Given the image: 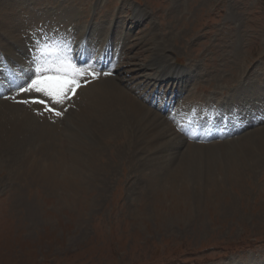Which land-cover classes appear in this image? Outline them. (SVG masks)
I'll return each mask as SVG.
<instances>
[{
	"label": "rangeland",
	"instance_id": "374dc122",
	"mask_svg": "<svg viewBox=\"0 0 264 264\" xmlns=\"http://www.w3.org/2000/svg\"><path fill=\"white\" fill-rule=\"evenodd\" d=\"M71 8L77 22L68 16ZM64 28L82 32L88 66L112 73L87 88L112 81L147 111L149 125L142 131L116 107L122 121L113 135L108 98L85 89L59 118L31 103L37 93L0 99V264H264L263 0H0V59L4 54L14 68L0 64L6 83L0 93L35 76L34 58L54 62L69 53L64 44L53 45L54 38L73 45L75 38L61 37ZM153 60L188 74V95L202 106L191 110L198 114L191 125L202 136L178 126L183 111L162 113L143 99L150 82L162 83L167 95L176 91L166 82L174 77L160 82ZM45 101L57 110L64 105ZM221 109L229 124L222 133L208 121ZM34 117L52 118L61 138L57 152L45 150ZM191 148L200 149L204 176H181L154 190L152 182L178 169ZM53 155L63 171L57 181L41 180L37 165L46 163L47 170ZM83 158L90 182L79 168L87 164Z\"/></svg>",
	"mask_w": 264,
	"mask_h": 264
},
{
	"label": "bare ground",
	"instance_id": "6f19581e",
	"mask_svg": "<svg viewBox=\"0 0 264 264\" xmlns=\"http://www.w3.org/2000/svg\"><path fill=\"white\" fill-rule=\"evenodd\" d=\"M72 9L73 8H71L70 9V13L68 14V16H70L71 18V20H74V21H78V18H77V12H76V10H73L72 11ZM61 11V10H60ZM58 13V12H57ZM77 18V19H76ZM63 21H65L66 19H62ZM40 21V20H39ZM46 21V20H45ZM76 21V22H77ZM41 22V21H40ZM39 22V23H40ZM38 23V22H37ZM21 24V23H20ZM64 24H66V26H67V28L68 29H70L71 30V22H69V23H67V22H64ZM57 25V24H56ZM55 26V25H54ZM58 26V25H57ZM34 27V26H33ZM53 27V26H52ZM64 27H65V25H64ZM61 29H63V23H62V21L60 20V24H59V26L57 27V29L55 30V32H56V34L61 30ZM68 29H65L64 28V30L60 33V35H61V37H63V36H66L67 35V37H70L71 39L72 38H75L76 37V33H75V30L73 29L72 30V32L70 31H68ZM53 31V30H52ZM10 32V31H9ZM72 35H74L73 37H72ZM83 35V34H82ZM59 39V38H58ZM66 39V38H65ZM63 41V40H62ZM71 41V40H70ZM122 44H124L125 45V43H123L122 42ZM68 45L71 47L72 46V43H68ZM40 46V45H39ZM55 46V45H54ZM126 46V45H125ZM29 47V46H28ZM129 47V46H128ZM63 49V48H62ZM65 49V48H64ZM78 49V51L80 50V47L79 48H77ZM31 50L33 51H36V49H34L33 48V45H32V47H31ZM31 50H30V52H31ZM3 54V53H2ZM66 55V54H65ZM64 55V56H65ZM3 56L5 57V55L3 54ZM2 56V57H3ZM17 58H16V61H20V59L18 58V56H16ZM5 60H6V57H5ZM152 61V60H151ZM155 61L153 60V63H154ZM156 63V65L157 66H161V67H157V66H153V67H155V69H156V71H159L160 73H162V75H160L159 76V80H160V82H163L164 83V81H166V80H168L169 78H171V76L172 77H174L176 80L175 81H173V80H168V81H166V82H168V84H170V81H172L173 82V85H175L176 87H177V93L178 94H182L184 91H185V98H184V100L183 101H181L178 105H177V107H176V109L178 108V111H183V112H186V109H185V107H186V104L188 103V102H190V101H193V102H195L194 101V99H192V97H190L189 95H188V92H189V90H188V88L186 87L187 86V82H188V79H189V76H188V74H186L184 71H182V70H178L177 69V67H175V66H172V65H170L171 66V68H170V66L168 65H165V63L164 64H160V63H157V62H155ZM0 64H2V62H0ZM145 64V63H144ZM151 64V63H150ZM153 65V64H152ZM142 67V64H139V67H137V68H141ZM146 67H149V64L147 65H144L142 68H146ZM157 67V68H156ZM143 70V69H142ZM150 70V69H149ZM151 70H152V68H151ZM166 74V75H165ZM168 74V75H167ZM179 74H182V76H181V78H179L178 77V75ZM152 74H148L147 75V78H148V76H151ZM177 77V78H176ZM120 79V78H119ZM125 79H126V77H125ZM126 80H128V79H126ZM149 80V79H148ZM129 82V81H128ZM127 82V83H128ZM150 82V81H149ZM144 83H146V82H144ZM157 84V83H156ZM155 83H151L150 82V84L148 83V85L146 84V86H144V90H143V93H144V95L142 96L141 94V96L143 97V99L145 100V101H147V102H149L151 105H153L154 107H156L158 110H160V111H162L163 112V110L167 107V105L169 104V103H171V102H173V98L171 99L170 97H164V98H162L160 95H159V93L157 94V98H155V100H152V96H150L151 95V93L153 92H156V89L155 88H153L155 85H156ZM161 84V83H160ZM2 85L3 86H6V83L5 82H1L0 83V86L2 87ZM97 85V86H96ZM99 87V88H98ZM137 88V87H136ZM151 88H153V90L151 91V92H149L150 91V89ZM99 89V90H98ZM1 91H2V89H1ZM141 91V90H140ZM142 92V91H141ZM85 94L86 93H88V95H91L93 98L95 97L96 99H98V100H102V99H104L103 97H106V98H108V100H107V104H109V106H108V108H107V114H109V112L108 111H110V114L109 115H107L106 113H105V115L106 116H108V117H110V118H107V119H111V121H109V122H107V125L109 126V127H111V133L113 134V135H117L118 134V131H120V129H119V125L121 124L120 122L122 121V119H121V121H119L120 120V118L122 117L120 114H121V112L119 113L118 111H117V109H116V107L117 108H123V110H124V112H125V115H126V117L127 118H129L128 120H130V119H132V120H134V122H136V123H138V125H139V127L142 129V131H144L145 129H146V126H148L149 125V118H148V113L146 114V112L145 111H143V110H141L140 109V106H138L137 105V103L135 102V100H133V99H130V97H128L123 91H121V89H119V87L117 86V85H114L113 84V82L112 81H109V80H106V82H105V84L104 83H102V85H98V84H96L95 83V85H91V86H89L87 89H85V92H84ZM137 93H138V91H137ZM99 94V95H98ZM156 95V94H155ZM123 97H126V99H128L127 101H125V98H123ZM91 99V98H90ZM54 102V101H53ZM92 103H94V102H92ZM8 105V104H7ZM17 107V106H16ZM106 107V106H105ZM201 105L198 103V102H195V104H194V107H191V108H187V110L188 111H190V113H191V110H192V112L193 111H195V110H197V109H201ZM25 108V107H24ZM145 108V107H144ZM22 109V108H21ZM27 109V108H26ZM87 109V108H86ZM17 110V109H16ZM95 110V109H94ZM117 112H116V111ZM122 109H120L119 111H121ZM145 110V109H144ZM26 111V110H25ZM89 112H90V110H88ZM92 111H93V109H92ZM106 111V110H105ZM221 111H222V109H221ZM13 112V111H12ZM20 112H22V111H20ZM26 112H28V111H26ZM39 112V111H38ZM96 112V111H95ZM99 112V111H98ZM104 112V111H103ZM116 112V113H115ZM124 112H123V114H124ZM28 113H30V112H28ZM35 113V112H34ZM41 113V112H40ZM39 113V114H40ZM100 113H102V112H100ZM222 113V112H221ZM103 114V113H102ZM14 115V114H13ZM54 115V114H53ZM121 117H120V116ZM21 116V115H20ZM19 116V117H20ZM37 116V115H36ZM35 116V117H36ZM93 116H95V115H93ZM98 116V115H97ZM97 116H96V121L98 122V118H97ZM210 116H211V114H210ZM212 116H216V118H218V121L216 120V119H214V121H215V123L213 122V121H211L210 123L212 124V125H216V126H219L220 128H222V129H225V128H227L228 126H227V122L225 123V119H226V117L225 116H223L222 118H220L219 119V117H220V115H216V113H214V114H212ZM212 116H211V118H212ZM10 117V116H9ZM34 117V118H35ZM50 117H52V115L50 116ZM105 117V116H104ZM103 117V118H104ZM125 117V116H124ZM8 118V117H7ZM24 118V117H23ZM95 118V117H94ZM100 118V117H99ZM126 118V119H127ZM210 118V119H211ZM16 119V118H15ZM51 119V120H50ZM10 120V119H9ZM22 120V119H21ZM35 120H36V129H37V134H38V136L39 137H42L43 138V140H42V145L43 146H46L48 149H45V150H47V152H49V151H51V152H57L56 150H55V148H57L58 146V144H57V141L59 140V139H61L60 138V136H59V133L56 131H54L55 129V124H53V121H52V118H49V117H47L46 118V120L44 121V118H43V120H41L40 118H35ZM34 120V121H35ZM176 120H178L179 122H180V125H184V122L185 121H187L188 120V117L186 116V114H182L181 115V117L179 116V112H178V116L176 117ZM20 121V120H19ZM124 121V120H123ZM131 121V120H130ZM220 121H223V124H221L220 123ZM230 121V120H229ZM6 122V121H5ZM9 122V121H8ZM11 122H14V121H12L11 120ZM25 122V121H24ZM30 122V121H29ZM33 122V121H32ZM125 122V121H124ZM179 122H178V126H179ZM21 123V122H20ZM35 123V122H34ZM100 123V122H99ZM104 123V122H103ZM123 123V122H122ZM127 123V122H126ZM135 123V124H136ZM129 124V123H128ZM131 124V123H130ZM100 125H102V122H101V124ZM125 125V124H124ZM10 126H11V124H10ZM22 126V125H21ZM27 126V125H26ZM130 125H128V127H129ZM18 127V126H17ZM16 127V128H17ZM23 127V126H22ZM101 127V126H100ZM99 127V128H100ZM133 127H135V126H133ZM104 128V127H103ZM126 128V127H125ZM125 128H123V129H125ZM4 130H6V129H4ZM3 130V131H4ZM17 130V129H16ZM21 130V129H20ZM118 130V131H117ZM127 130V129H126ZM46 131H48L49 133H47ZM108 131V130H107ZM113 131V132H112ZM130 131V130H129ZM138 131V130H137ZM132 132H133V130H132ZM8 133V132H7ZM11 133V132H10ZM138 133V132H137ZM146 133V132H145ZM17 134V133H16ZM125 134V133H124ZM131 134V133H130ZM138 135V134H137ZM10 136V135H9ZM127 136V135H126ZM134 136V135H133ZM6 137V136H5ZM8 137V136H7ZM116 137V136H115ZM137 137V136H136ZM73 138V137H72ZM130 138V137H129ZM129 138H127V140L129 139ZM135 138V137H134ZM133 138V139H134ZM131 140H132V138H131ZM137 140V139H136ZM40 141V140H39ZM84 140H82V142H83ZM128 143H129V140L127 141ZM134 142V141H133ZM133 142H132V144H133ZM135 143V142H134ZM81 144V143H80ZM87 144V143H86ZM124 144V143H123ZM127 144V143H126ZM85 146V143L84 144H82L81 146ZM89 145H91V144H89ZM97 145V144H96ZM131 145V144H130ZM42 146V147H43ZM83 146V147H84ZM132 146V145H131ZM135 146V145H134ZM79 149H80V147H78ZM82 148V147H81ZM133 148V147H132ZM43 149V148H42ZM90 149V148H89ZM133 149H135V148H133ZM229 149V148H228ZM76 150V149H75ZM74 150V151H75ZM91 150V149H90ZM38 151H40L39 149H38ZM86 151V150H85ZM134 151H136V150H134ZM81 152H82V149H81ZM91 152V151H90ZM93 152H94V150H93ZM77 153V152H76ZM88 153V152H87ZM195 153H198L197 155L195 154ZM199 153H201L200 152V149L199 148H191V150H190V152L188 153V155L186 156V158H185V160H184V162L180 165V167L178 168V169H176V168H174V167H171V168H169L168 169V171H167V173H164V176H162L161 177V179H159V180H157V182H152V187L154 188V190H156V189H158V188H160V187H162L163 185H165L167 182L169 183V182H173V181H177L178 179H179V177H181V176H184L185 178H187V179H189V180H198V179H200L201 177H203L204 175L202 174V163L201 162H203L201 159H202V156L199 154ZM203 153V152H202ZM224 153V155H225V152H223ZM60 154V153H59ZM81 154V153H80ZM233 154V153H232ZM86 155V154H85ZM90 155V154H89ZM88 155V156H89ZM214 155V154H213ZM227 155V154H226ZM80 156V155H79ZM83 156V155H82ZM217 156V155H216ZM219 156V155H218ZM32 157V156H31ZM83 157H85V156H83ZM91 157V156H90ZM228 157V156H227ZM225 158V160H228V158ZM53 160H55V161H50V163H49V160H48V162L47 163H49V168L46 170V163H42V166H41V164H38V162H37V169H38V171H37V173H40L41 174V180H45V179H48V177H50L49 179H53L54 181L56 180H58V174H57V170H59V172L60 171H63V169H62V163H60V161L57 159V156H55V155H53L52 157H51ZM220 158H222V157H220ZM86 158H83V161H85L86 162V160H85ZM88 159H89V157H88ZM214 159V158H213ZM230 159V158H229ZM216 160H217V158H216ZM220 160V159H219ZM224 160V161H225ZM79 161V160H78ZM77 161V162H78ZM31 162V161H30ZM81 162V161H80ZM79 162V163H80ZM220 162V161H219ZM231 162V161H230ZM234 162V161H233ZM83 163V162H82ZM87 163V162H86ZM227 163H228V161H227ZM74 164V163H73ZM93 164V163H92ZM205 164V163H204ZM79 165V164H78ZM182 165H184V167H182ZM207 165L208 164H206V168H207ZM218 165V164H217ZM228 165H229V163H228ZM31 166H33V164H31L30 165V167L28 168L29 170H31L32 171V169H33V167H31ZM74 166V165H73ZM79 168L81 169V174H83V175H85L86 174V177L84 178L85 179V181H87V182H90V181H88V179H90V178H92L91 176L93 175L92 173L90 174L89 172H88V168H89V164L87 163V164H81L80 163V166H79ZM228 168H230L229 166L227 167V169ZM209 169V168H208ZM73 170V169H72ZM207 170V169H206ZM210 170V169H209ZM232 171V170H231ZM234 171V170H233ZM68 172H71V171H68ZM80 172V171H79ZM96 172V171H95ZM162 172H163V170H162ZM162 172L160 173V174H162ZM204 172V171H203ZM94 173V172H93ZM78 174V173H77ZM206 174V173H205ZM212 174V173H211ZM210 174V175H211ZM64 175V174H63ZM66 175V174H65ZM216 175V174H215ZM43 176V177H42ZM79 176V175H78ZM77 175H73V176H71L72 178H74V177H78ZM81 176V175H80ZM70 177V176H69ZM95 177V176H94ZM216 177V176H215ZM68 178V177H67ZM79 178V177H78ZM97 178V177H96ZM95 178V179H96ZM80 179V178H79ZM209 180H211V178H208ZM202 181V180H201ZM208 182V181H207ZM162 183H164V184H162ZM213 183H214V181H213Z\"/></svg>",
	"mask_w": 264,
	"mask_h": 264
},
{
	"label": "snow or ice",
	"instance_id": "6c2138e0",
	"mask_svg": "<svg viewBox=\"0 0 264 264\" xmlns=\"http://www.w3.org/2000/svg\"><path fill=\"white\" fill-rule=\"evenodd\" d=\"M54 44H64L66 51H70V46L67 41H59L53 39ZM44 48L51 51L54 50L50 45H44ZM58 51L59 49H55ZM35 76L27 83L26 86H20L18 92L23 93H37L50 98L57 105L64 104L71 97L76 95L77 89L84 84L89 77L92 79L99 78L100 75H111L112 73H100L94 70L89 65L87 67H78L66 55L58 62L51 61H36L34 58ZM19 103L28 104V100L17 101ZM31 103L44 104L46 110L51 112L57 117L63 115L62 111L57 110L55 107H49L45 100L33 99Z\"/></svg>",
	"mask_w": 264,
	"mask_h": 264
}]
</instances>
